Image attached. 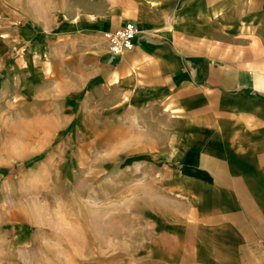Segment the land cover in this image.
<instances>
[{
    "label": "crops",
    "instance_id": "obj_1",
    "mask_svg": "<svg viewBox=\"0 0 264 264\" xmlns=\"http://www.w3.org/2000/svg\"><path fill=\"white\" fill-rule=\"evenodd\" d=\"M52 1L0 0L5 92L43 144L101 145L124 264H264V0Z\"/></svg>",
    "mask_w": 264,
    "mask_h": 264
},
{
    "label": "rangeland",
    "instance_id": "obj_2",
    "mask_svg": "<svg viewBox=\"0 0 264 264\" xmlns=\"http://www.w3.org/2000/svg\"><path fill=\"white\" fill-rule=\"evenodd\" d=\"M6 84L0 71V264L126 263L120 252L133 226L118 224L117 209L101 202V145L67 148L74 129L43 144L48 130L23 127L21 99L8 96Z\"/></svg>",
    "mask_w": 264,
    "mask_h": 264
},
{
    "label": "built area",
    "instance_id": "obj_3",
    "mask_svg": "<svg viewBox=\"0 0 264 264\" xmlns=\"http://www.w3.org/2000/svg\"><path fill=\"white\" fill-rule=\"evenodd\" d=\"M138 34L135 24L128 22L115 32L106 34L111 55L115 58L125 56L135 46V39Z\"/></svg>",
    "mask_w": 264,
    "mask_h": 264
}]
</instances>
